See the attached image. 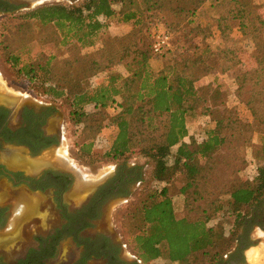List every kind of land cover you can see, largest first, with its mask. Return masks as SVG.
Instances as JSON below:
<instances>
[{"label": "trees", "instance_id": "16d2710c", "mask_svg": "<svg viewBox=\"0 0 264 264\" xmlns=\"http://www.w3.org/2000/svg\"><path fill=\"white\" fill-rule=\"evenodd\" d=\"M209 1L83 0L71 7H37L21 15L20 26L27 28L36 21L52 27L67 49L91 45L107 19L130 30L113 37V45L97 58L80 57L82 71L75 68L77 58L54 62L47 56L43 62L36 58L18 65L21 58L14 50L6 57L30 83L38 81L46 94L65 95L85 154L91 153L103 130L113 125L115 133L108 146L96 149V155L116 161L137 150L155 161L156 181L170 184L181 177L184 217L176 216L169 188L163 186L144 194L123 218V235L143 263L164 258L178 264H223L248 220L264 210V3L217 0L210 5L214 15L207 23L198 21L188 28L198 42L175 46L171 60L161 69L150 68V29L180 30ZM159 23L168 30H160ZM235 28L254 45L256 55L249 62L235 48L212 50L207 43L213 35L233 41ZM4 46L8 49L7 43ZM170 47L171 41L154 55ZM118 64L125 65L128 75L107 77ZM235 68L239 69L235 95L249 109L251 122H242L236 110L228 107L229 89L220 78L202 83L207 75ZM53 70L57 73L50 75ZM99 75L94 87L83 86L86 78ZM113 103L119 108L115 116L107 112ZM88 105L92 111L86 109ZM195 111L209 118L203 134L192 135L188 130L187 117ZM254 135L262 163L255 177L244 182L234 165L245 163L244 151ZM227 216L233 217L228 230L222 219Z\"/></svg>", "mask_w": 264, "mask_h": 264}, {"label": "flooded vegetation", "instance_id": "af4514ba", "mask_svg": "<svg viewBox=\"0 0 264 264\" xmlns=\"http://www.w3.org/2000/svg\"><path fill=\"white\" fill-rule=\"evenodd\" d=\"M32 1L0 0V15ZM63 128V113L55 103L17 92L0 78V180L10 184L8 197L0 201V235L12 232L3 229L6 218L15 214L19 219L27 213L25 193H42L48 210V229L26 236L7 250L0 248V264H144L135 256H125L127 245L110 218L115 205L132 199L142 176L136 167L122 164L99 179L82 173L63 155ZM15 157L17 167L11 163ZM262 211L248 220L223 264L248 262L247 251L256 248L252 224L264 231ZM64 246L67 257L57 261L53 251Z\"/></svg>", "mask_w": 264, "mask_h": 264}, {"label": "rangeland", "instance_id": "374dc122", "mask_svg": "<svg viewBox=\"0 0 264 264\" xmlns=\"http://www.w3.org/2000/svg\"><path fill=\"white\" fill-rule=\"evenodd\" d=\"M82 1L83 0H39L36 2L33 0L27 7H22L10 13L0 15V78L6 86L16 90L17 92H26L31 94L34 98L50 101L56 104V106L63 113L64 138L60 144V147L63 150V155L69 158L73 165L79 167L82 170V173L92 174V178L99 179L103 175H106L107 171L117 164L136 167V170H138L139 174L142 176L141 183L133 192L132 199L128 203H121L122 205L120 207H118L119 204H117L111 209L110 218L111 223L114 225L118 235L127 245V248L124 249L123 252L125 256L128 258L135 256L137 259H139L123 235V218L125 217L129 208L134 205L141 197H143L144 194L152 191L153 189L160 190L163 186H167L169 188L174 203L176 216L178 218L184 217L186 215V211L184 209V197L179 192V189L183 184L181 177L177 176V178L170 184L156 181L153 177L155 161L149 156L141 154L137 150L132 152L128 157L121 158L116 161H107L96 155V149H102L108 146L110 141L109 139L112 138L115 133L113 125L105 128L103 132L96 138L94 141V146L92 147L93 152L91 151V153L85 154L79 145L78 132L80 128H77V126L74 125L70 120L71 107L67 104V98L65 95L54 96L51 94H46L43 92V87L40 86L38 81L30 83L21 74H19L18 67L13 66L6 60L8 53L12 50L19 54L21 58V62L18 65H21L23 61H33L36 58L40 62H43L47 56H52L54 58V62H61L65 59H69L72 62L73 59L77 58L78 60L74 62L75 68L78 71H82L83 63L80 61V57L97 58L100 55V51L104 52L105 50H108L110 45H113V37L122 36L130 30V27L127 25L116 23L113 19H107L105 20L107 26L95 36L94 42L91 45L85 46L81 49L78 47L67 49L59 43L60 35L56 33L55 29L52 27H42L36 21L32 22L27 28L20 26V23L24 21L21 15L29 10L52 4H61L71 7L80 4ZM216 1L217 0H210L206 4V8L203 7L202 10L199 11V15L194 17L192 23L190 25H185L184 27L182 26L183 28L180 30H168L166 29L167 27L165 24L159 23L162 24L161 26H163L160 30L165 29L169 31L171 47L162 55H152L150 60V68L153 71H158L164 66V64L171 60V52L175 46H186L190 41L196 43L198 42V40L194 38L193 34L188 32V28L198 23V21L201 23H207L208 20L211 19L212 15H214L210 5ZM254 1L264 3V0ZM115 8L118 9L119 5H116ZM168 21L170 22L171 19L168 18ZM153 32L154 31L150 29V41H152L151 36ZM5 43H7L8 49L5 48ZM207 43L212 50L221 48H235L239 54V57L245 62H249V60H251V58L256 55L252 41L241 36L237 28H235L233 31V41H223L218 35H213L207 40ZM238 71L239 69L235 68L223 74L217 72L213 75H207L203 77L202 83L205 85L212 81L215 77L220 78L224 85H226L229 89V94L226 97V104L228 107L234 108L236 110L238 117L242 122H251L252 116L249 109L235 95V76ZM53 73H57V70H53L50 75ZM111 74L127 76L128 72L124 64H118L106 76L108 77ZM102 75L104 76V74ZM102 75H99L98 77L92 76L86 78L83 82V86L94 87ZM107 77L105 78L107 79ZM86 109H88V111H92L93 107L88 105ZM118 110L119 108L115 103L111 104L107 108V112L111 116L117 115ZM145 113L146 111L143 112V114ZM207 123H209V118L200 114V111H195L187 117V127L192 135L203 134L207 129ZM175 150L176 148H173L172 154L175 152ZM244 155L245 163L240 165L235 164L234 167H238V169H240L238 177L245 182L251 181L255 177L257 174V168L262 163L261 152L258 151L257 147L256 135L253 136L252 142L248 147H246ZM11 163L16 167L20 165L16 157L11 160ZM168 163H172V156L168 158ZM9 189V181L5 178H2L0 180V201H3L6 199V197H8ZM22 198L27 203V213L24 215V217L19 219H17L15 214H12L6 218L3 224V229H11L12 232L9 234L0 235L1 249L7 250L11 248V246H13L16 242L22 241L24 238L26 239V236L35 234L38 230L48 229V210L47 207L43 206L45 196L39 192H28L25 193ZM222 219H224L226 223V229L228 230L233 221V217L227 216L223 217ZM250 232L251 236L254 238V240H256V248H251L249 251H247L248 262L246 264H264V231L260 230L256 224H252ZM254 250L257 251L255 252ZM53 252H55L53 256L54 258H57V261H63L67 257V248L65 246ZM251 253L256 254V260L250 259ZM144 264L178 263H172L167 259L160 258L150 263Z\"/></svg>", "mask_w": 264, "mask_h": 264}, {"label": "built area", "instance_id": "2783aa9c", "mask_svg": "<svg viewBox=\"0 0 264 264\" xmlns=\"http://www.w3.org/2000/svg\"><path fill=\"white\" fill-rule=\"evenodd\" d=\"M151 37V50L153 54H159L169 45L170 35L166 31L153 32Z\"/></svg>", "mask_w": 264, "mask_h": 264}, {"label": "bare ground", "instance_id": "6f19581e", "mask_svg": "<svg viewBox=\"0 0 264 264\" xmlns=\"http://www.w3.org/2000/svg\"><path fill=\"white\" fill-rule=\"evenodd\" d=\"M64 152H65V151H64ZM21 208H23V207H21ZM254 251H255V250H254ZM256 251H257V250H256ZM256 251H255V252H256ZM255 255H256V254L251 253V256H250L251 258H250V259H251V260H253V259L256 260V258H255L256 256H255Z\"/></svg>", "mask_w": 264, "mask_h": 264}, {"label": "water", "instance_id": "95a60500", "mask_svg": "<svg viewBox=\"0 0 264 264\" xmlns=\"http://www.w3.org/2000/svg\"><path fill=\"white\" fill-rule=\"evenodd\" d=\"M39 1V0H36V2Z\"/></svg>", "mask_w": 264, "mask_h": 264}]
</instances>
